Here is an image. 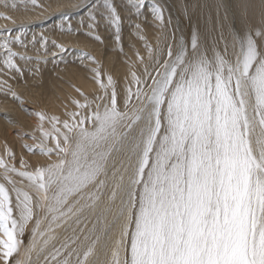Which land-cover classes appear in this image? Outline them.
I'll list each match as a JSON object with an SVG mask.
<instances>
[{"label": "bare ground", "instance_id": "6f19581e", "mask_svg": "<svg viewBox=\"0 0 264 264\" xmlns=\"http://www.w3.org/2000/svg\"><path fill=\"white\" fill-rule=\"evenodd\" d=\"M256 127L264 0H0V264H264Z\"/></svg>", "mask_w": 264, "mask_h": 264}, {"label": "rangeland", "instance_id": "374dc122", "mask_svg": "<svg viewBox=\"0 0 264 264\" xmlns=\"http://www.w3.org/2000/svg\"><path fill=\"white\" fill-rule=\"evenodd\" d=\"M256 129H257V127L254 128L252 131L253 137H255L254 138L255 141H254V145H253V151H254L255 155H253L254 157L251 155V158H252L251 161L253 160L252 161V163L254 162L253 164L257 163V164H260L259 166L264 167V141H263L262 136L261 137L259 136L261 133L258 134ZM256 158H257V160H256ZM263 177H264V171H263ZM120 215H121V213H120ZM118 231L119 230H116L115 234Z\"/></svg>", "mask_w": 264, "mask_h": 264}]
</instances>
